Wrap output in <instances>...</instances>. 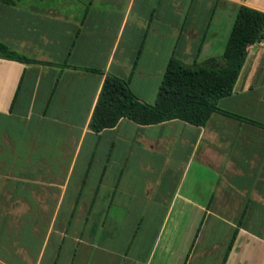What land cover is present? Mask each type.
<instances>
[{
	"label": "crops",
	"instance_id": "1",
	"mask_svg": "<svg viewBox=\"0 0 264 264\" xmlns=\"http://www.w3.org/2000/svg\"><path fill=\"white\" fill-rule=\"evenodd\" d=\"M264 0H0V264H264V47L200 124L89 127L104 77L153 105ZM16 99L11 106L14 95Z\"/></svg>",
	"mask_w": 264,
	"mask_h": 264
},
{
	"label": "trees",
	"instance_id": "2",
	"mask_svg": "<svg viewBox=\"0 0 264 264\" xmlns=\"http://www.w3.org/2000/svg\"><path fill=\"white\" fill-rule=\"evenodd\" d=\"M264 39V13L240 6L221 56L186 66L171 58L165 69L155 104L140 102L128 83L106 74L89 121L94 132L114 126L120 118L139 124L178 118L200 125L212 112L241 118L217 108L229 96L243 66L246 48ZM0 58L20 63H43L8 49L0 42ZM16 99L13 97L11 106ZM264 127V126H263Z\"/></svg>",
	"mask_w": 264,
	"mask_h": 264
},
{
	"label": "built area",
	"instance_id": "3",
	"mask_svg": "<svg viewBox=\"0 0 264 264\" xmlns=\"http://www.w3.org/2000/svg\"><path fill=\"white\" fill-rule=\"evenodd\" d=\"M258 43H259L262 47H264V39L261 40V41H258Z\"/></svg>",
	"mask_w": 264,
	"mask_h": 264
}]
</instances>
